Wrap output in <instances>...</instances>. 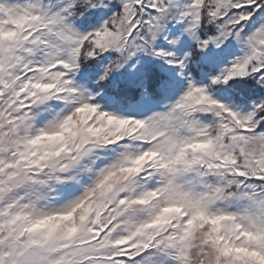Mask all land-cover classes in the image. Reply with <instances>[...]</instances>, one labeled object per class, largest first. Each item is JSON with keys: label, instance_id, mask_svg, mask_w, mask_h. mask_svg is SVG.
Wrapping results in <instances>:
<instances>
[{"label": "snow or ice", "instance_id": "snow-or-ice-1", "mask_svg": "<svg viewBox=\"0 0 264 264\" xmlns=\"http://www.w3.org/2000/svg\"><path fill=\"white\" fill-rule=\"evenodd\" d=\"M0 264H264V0H0Z\"/></svg>", "mask_w": 264, "mask_h": 264}]
</instances>
